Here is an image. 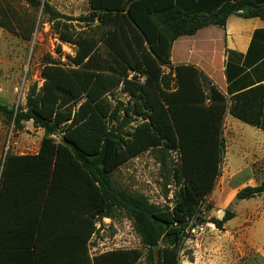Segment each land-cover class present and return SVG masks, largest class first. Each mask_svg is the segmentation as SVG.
I'll return each mask as SVG.
<instances>
[{"label": "trees", "instance_id": "obj_1", "mask_svg": "<svg viewBox=\"0 0 264 264\" xmlns=\"http://www.w3.org/2000/svg\"><path fill=\"white\" fill-rule=\"evenodd\" d=\"M25 1L76 50L68 63L45 62L42 86L30 87L24 107L0 103L16 130L32 122L44 131L36 155L3 162L0 264H138L135 249L89 255L97 220L117 211L132 220L147 264H180L190 222L221 175L226 115L264 132V29L244 56L228 53L226 92L194 65L173 66L172 46L205 27L225 28L231 15L264 19V0H88L89 14L79 18ZM130 71L144 83L128 80ZM122 83L131 99L114 105L106 95ZM149 150L180 153L172 205L113 183L114 171ZM262 194L264 180L236 198ZM232 218L227 212L215 225L222 230Z\"/></svg>", "mask_w": 264, "mask_h": 264}, {"label": "rangeland", "instance_id": "obj_2", "mask_svg": "<svg viewBox=\"0 0 264 264\" xmlns=\"http://www.w3.org/2000/svg\"><path fill=\"white\" fill-rule=\"evenodd\" d=\"M40 1L49 3L57 12L72 18L89 14L88 0ZM0 22L6 24V27L0 26V103L24 107L30 87L34 84L42 86L41 70L45 62L68 63L69 56H74L76 49L58 38L53 22L43 14L41 8L34 9L25 0H0ZM240 29L242 26L239 25L237 30ZM214 32L220 31L209 28L203 30L201 35ZM173 60L177 62L176 56ZM164 72L168 73L169 69L165 67ZM110 95L111 99L124 98L118 88L112 90ZM222 131L226 153L221 175L202 203L199 219L194 217L190 222L188 236L179 253L183 264L195 261L194 250L198 245H209L211 241L220 239L234 246L264 247V194L250 200L236 198L241 189L257 186L264 180V132L229 114L224 119ZM43 136L44 131L36 129L32 122H25L16 130L13 123L0 114V177L7 155H36ZM60 136L56 134L53 138L58 142ZM180 163L179 152L149 150L114 171L112 180L116 186L130 193L145 195L153 204L162 207L172 205L178 189L174 175ZM227 212L233 218L220 230L223 237H211L218 230L215 221L222 220L221 217L224 218ZM88 249L92 258L112 250H140L143 258L138 264H147V251L132 220L124 211L115 212L111 218L97 220L96 232ZM249 255L238 253L243 260Z\"/></svg>", "mask_w": 264, "mask_h": 264}, {"label": "crops", "instance_id": "obj_3", "mask_svg": "<svg viewBox=\"0 0 264 264\" xmlns=\"http://www.w3.org/2000/svg\"><path fill=\"white\" fill-rule=\"evenodd\" d=\"M239 25L242 26V29L237 30ZM209 28H218L220 32L201 35L203 30ZM259 29H264V19L231 15L227 19L225 28L208 26L193 36H185L176 40L171 51L172 65H194L208 78L212 85L222 92H226L228 86L226 77L228 53L233 51L244 56L249 49L255 31ZM174 56H176L177 62L173 60ZM222 232L218 229L213 232L211 237L221 238L223 237ZM194 253L195 261L188 262V264H264L263 246H234L227 240L224 243L223 239L216 242L211 241L209 245H198ZM238 253L250 255L243 260L242 257H238ZM180 264L183 262L180 261Z\"/></svg>", "mask_w": 264, "mask_h": 264}, {"label": "built area", "instance_id": "obj_4", "mask_svg": "<svg viewBox=\"0 0 264 264\" xmlns=\"http://www.w3.org/2000/svg\"><path fill=\"white\" fill-rule=\"evenodd\" d=\"M133 78H135L136 81H138V82H140V83H144V81H145V76H143L142 74H140V73L137 72V71H130L129 77H128L127 79H128V80H132ZM123 88H124V84L122 83V84L118 87V89L123 93L124 98H120V99H119V98L111 99L110 92L106 95L107 98H108L109 100H111L112 103H113L114 105H116L118 101H122V102H125V103H126V102H128V101L131 99L130 94H129L128 92L123 91ZM140 120H142V118H140ZM134 126H135V124H134Z\"/></svg>", "mask_w": 264, "mask_h": 264}, {"label": "water", "instance_id": "obj_5", "mask_svg": "<svg viewBox=\"0 0 264 264\" xmlns=\"http://www.w3.org/2000/svg\"><path fill=\"white\" fill-rule=\"evenodd\" d=\"M112 132H116V130L112 129ZM224 214H225V211L222 212V215ZM221 219H223V217H221ZM158 250H159V246L157 245L154 247V251L156 255L158 254Z\"/></svg>", "mask_w": 264, "mask_h": 264}]
</instances>
